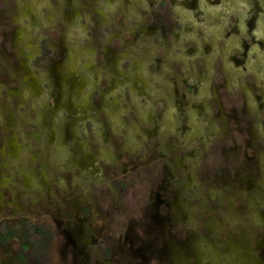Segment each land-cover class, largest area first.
I'll list each match as a JSON object with an SVG mask.
<instances>
[{"label": "rangeland", "instance_id": "obj_1", "mask_svg": "<svg viewBox=\"0 0 264 264\" xmlns=\"http://www.w3.org/2000/svg\"><path fill=\"white\" fill-rule=\"evenodd\" d=\"M207 1L214 4L215 10L222 11L220 17L209 19L213 24L190 23L189 29L185 28L171 14H178V7L168 1L170 14L165 13L162 24H154L150 32L143 34L134 32L138 31L141 24L137 23L152 0H0V193L3 194L0 209L11 208L7 202L11 196L19 198L21 193H26L18 207L32 211L28 214L32 221L37 217L48 218L37 208L45 199V190L40 173L32 170L29 160L33 150L36 151V161L43 164L41 169L46 170L47 180L54 189L59 182L55 155L60 148L54 142L58 133L54 132L48 142L40 106L50 97L48 55L52 44L58 48L62 41L63 59L55 65L56 79L70 93L88 101L86 112L97 129L91 139L99 141L97 133L103 123L107 139L112 132H119L123 134L125 148L141 156L137 161L136 186L140 188L137 203L131 202L128 189L119 193L106 179L109 174L105 162L100 164L95 176L80 181L84 185H97L109 197L116 198L104 205L106 210L100 215L96 206L85 214L94 225L95 236L85 263L264 264V145L258 140L262 128L254 117L244 118L257 103L254 93L260 92L264 101V86L259 77V74L264 77V44L247 41L243 68L234 66L225 55L230 48L225 46L237 38L234 32L226 33L223 28L234 22V14L241 17L247 14L250 0H198L197 3ZM263 24L256 21L253 26L259 28ZM188 34L191 41L185 40ZM205 37L208 42L203 46ZM108 49L114 51L117 74L109 71L106 64L109 62L104 59ZM218 52L224 58L220 59ZM154 57L171 65L179 89L184 87L181 79L190 70H199L204 77L201 88L207 86V91H213L214 97L203 105L213 118L204 132L191 125L197 120H190L189 131L178 132L173 120L164 119V129L177 134L176 138L167 139L175 150L158 153L148 160L139 150L147 143L144 139L151 125L148 110L151 100L160 95L158 104L169 106L165 100L169 89L164 88L161 80L163 72L154 67ZM29 73L37 81L33 82ZM123 74L140 78L142 82ZM59 103L54 108L52 104L54 117L60 116L64 107L69 108L67 103ZM231 107L237 111L233 119L226 116ZM11 130L15 134L16 157H21L18 162H13L14 151L6 140ZM182 136L184 140H178ZM159 155L172 157L168 169L175 171L174 176H180L183 171L189 177L184 176V191L173 209L166 210L159 204L156 211L149 212L152 203L149 187L153 182L150 177L161 170ZM100 157L104 161L114 159L107 152ZM25 160L31 169H28L29 185L24 187L17 168ZM135 193L138 195V190ZM29 234L24 252L21 243L26 234L0 240V264H39L32 248L34 233ZM56 243V240L50 242L44 263L70 264L69 257Z\"/></svg>", "mask_w": 264, "mask_h": 264}, {"label": "flooded vegetation", "instance_id": "obj_2", "mask_svg": "<svg viewBox=\"0 0 264 264\" xmlns=\"http://www.w3.org/2000/svg\"><path fill=\"white\" fill-rule=\"evenodd\" d=\"M123 1L125 0H122V2ZM168 1L170 4L172 3L171 5L173 7H178V14L175 15L171 13L174 20L176 22L182 21L181 24H185V28L187 29H189L188 24L190 23L213 24V22L210 23L211 20L209 19L220 17L222 12L221 10H215L214 4L208 1L199 5L198 0H181L179 2L176 0H152L149 9L146 11L145 15L142 16L140 22L137 23L141 24L137 29L138 31L134 33L147 34L151 31L154 24H162L166 17L165 13L171 11L168 8ZM250 4L251 7H249V10H246L245 13L247 14L244 17H241L239 14H234V22L227 23V20L223 21V24H228L226 28H223L225 32H234L237 38V41H233V44L228 43V45L225 46L230 48V52L225 55L234 66H241L242 68L243 59L248 48L247 41L253 40L260 45L264 44V24L259 28H257L256 25L253 26L256 21H262L264 23V0H250ZM242 24L243 26H241ZM206 37H208L207 39L209 40V36L207 35ZM206 37L203 46L207 45L208 41ZM185 40H192L189 34ZM62 45V41L57 44L58 48L52 44V50L48 55L46 70L51 80L50 97L44 99L40 106L42 119L47 126L48 142L50 139H53L54 132L58 133L54 142L55 145L57 144V149L60 148V150L59 152L56 151L55 161H57V164L54 163L56 164L55 168L59 176V182L54 189L47 180L46 170L43 171L41 169L44 168L43 164L39 160L36 161V151L33 150L32 158L29 160V162H32V170L36 173H40V180L45 190V199L41 204L38 203L40 206H37V208L43 210L45 213L44 215L48 218L37 217L35 221H32L28 216L32 211L22 210L18 207L26 196V193H21L19 198L11 196L7 199L11 208L6 211L0 209V240L12 239L14 235L17 234L20 236L26 234L27 238L21 243V250L24 252L28 248L27 241L29 240L27 239L29 238V233L32 232L35 237L32 240V248L33 252L38 257L39 264L44 263V256L50 246V242L53 240L57 241L56 244L58 249L69 257L70 264H86L85 258L89 253L90 245H92L95 240V236L93 234L94 225L88 221L85 214L87 212L90 213L91 207L96 206L98 208V215H100V212H105L106 210L104 205H109L108 202H114L116 198L113 196L109 197V195L106 194L107 192L104 193L97 185H94V187L96 186L94 188L92 185H84L80 181L88 180V176H95L100 164L105 162L104 164L109 174L106 179L111 181L114 187H117L119 193L128 189V191H130L128 197L131 199V202L135 201L137 203V200L140 199V188L136 186V182L139 183V181H137V161L141 160V156L132 154L131 149L127 150L125 148L126 145L121 140L123 134L112 132L111 138L107 139V128L103 123L100 128L101 131L97 133L100 136V139L98 138L99 141L96 140L97 138L91 139V137L95 135L94 130L96 131L97 129L94 127L95 125L86 112V109L89 108L88 101L78 97L75 93H70L59 84L56 79L57 68L55 65L59 64L63 59L60 56ZM223 56V54L219 53L220 59L224 58ZM104 57L106 62H109L106 63L109 71L112 74H117V72L114 71L115 66L113 64L115 61L114 51L108 49ZM158 60L159 58L154 57L155 62L153 63L157 71L163 72L164 78H161V80L165 84L164 88H166V90L169 89L168 95L165 97L169 106L167 105L166 108L158 104V101L162 99L160 95H155L151 100V105L148 108L151 125L146 130V138L144 139L147 143L139 150L140 154L148 160L158 153L175 150V147L172 144L170 145L168 140L170 138H176L177 134L164 129V119L166 121L173 120L179 128L178 132L180 130L181 132L184 130L189 131L191 121L197 120L196 124L193 122L191 125L204 132L209 129V122L211 118H213V114L203 108L204 102L214 97L211 94L213 91H207V86L206 88H201L204 77L202 78L198 73L199 70H190L187 77L181 79L184 87L179 89L175 86V78L170 70L171 65L165 63L164 60H161V62ZM99 68H101V65H99ZM29 76L33 82L37 81L33 74ZM124 77H128L135 82H142L140 78H132L131 75H124ZM259 77L262 79V85L264 86L263 75L259 74ZM189 79L190 81H188ZM168 82L170 83L167 84ZM178 82L180 81L177 80V85L179 84ZM254 96L257 103L252 108L251 113L249 110L245 113L244 118L245 120H249L251 116L261 123L262 135L258 136V140L260 139L261 143L264 145V111H262L263 113L260 112V108L262 104H264V101L261 99L262 95L260 92L254 93ZM59 101L67 103L69 105H67V107L69 108L66 109L64 107V110L61 112L62 114L58 117H54L53 108ZM229 109L230 112L228 111L226 116L233 119L237 111L233 107ZM57 112L59 113L60 111L57 110ZM49 117H51L50 120H48ZM239 120L245 122L243 117H240ZM209 131L212 132L211 130ZM12 132L11 130L10 136L6 137V140L9 141V146H11L14 151V153H12L16 159L13 162H18L21 160V157H16L17 148L15 134ZM188 137L190 136L188 135L186 138ZM178 140L183 141V136L182 139L179 138ZM93 143L96 145H93ZM48 146L47 149L50 147ZM105 152L114 156L113 158L115 160L108 158L109 161H104V158L102 159L100 156ZM177 154H179V152L176 151V155ZM160 158L161 170L160 172L157 171L159 174L150 177L151 182L152 180L153 182L149 187V197H152L153 200L149 198V200L152 201L149 205L150 207H148V209H150L149 212L151 210L156 211L159 204H163L166 210L169 207L173 209L174 203H176L183 194L184 176L189 177L187 172L183 173V171H181L182 174L180 176H174L176 174L175 171H169L168 168L169 165H171L170 162L172 157L161 156ZM22 162H20L21 164H19L17 172L20 181L25 187L28 186L30 182L28 169H31V166L26 160ZM2 163L5 164L6 160L2 161ZM169 184H172V188H168ZM246 184H248V181H246ZM135 189L138 190V195L136 196ZM24 192L28 191L25 190ZM114 194H116V191ZM2 196L3 194L0 193V199H2ZM14 207H18L19 209H15ZM33 208H35V206ZM150 214L152 215L153 213ZM153 221L152 219V221L148 222L151 223ZM187 233L185 234L186 237ZM190 233L197 234L198 232L192 231Z\"/></svg>", "mask_w": 264, "mask_h": 264}]
</instances>
